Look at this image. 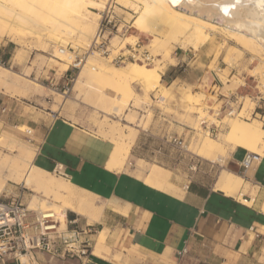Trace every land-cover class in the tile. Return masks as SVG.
Here are the masks:
<instances>
[{"label": "rangeland", "instance_id": "374dc122", "mask_svg": "<svg viewBox=\"0 0 264 264\" xmlns=\"http://www.w3.org/2000/svg\"><path fill=\"white\" fill-rule=\"evenodd\" d=\"M14 1L15 3L13 1L9 3V6L13 5L10 6L11 8L16 7V11L19 10L18 7L22 8L21 0ZM115 10L120 23L131 26L136 14L117 3ZM0 32L2 33L1 28ZM210 32L212 37L198 49L185 44L187 49L183 51L178 48V42L171 43V47L168 46L170 59H164L162 54H154L149 43L150 37L138 33L133 27L124 34H116L117 36L111 39V45L120 43L130 33L136 35L131 38L132 41L134 40L132 43L138 40V43L154 56L153 61L143 63L150 68L156 63L159 64L162 82L168 87V90L158 86L155 90L146 91L140 83H131V101L121 115L99 112L93 106L86 104L87 100L83 96L75 99L77 73L81 72L87 76V79L82 81L86 85L89 81H94L96 84L100 82V78L95 73L85 70L83 64L79 65L81 60L85 61L90 54H94L98 56L96 62L108 61L96 52L84 54L87 42L77 37L75 32L68 37L69 39L56 42L53 39H46L43 42L44 40H30L26 37L22 46L16 45L9 37H0V48L5 45L8 50L7 58L0 53V65L2 66L1 61H6V65L0 70V75L3 76V80H0V176L8 173L5 165L11 159H15L19 151L31 153L35 158L36 147L33 144L35 126H39L40 132L53 116L59 115L108 139H111L112 132L114 134L119 131L124 132L127 135L124 143L130 145L125 172L143 178L145 171L139 172L137 166L148 171L153 164H157L170 171L172 183L183 178L184 183L188 180H196L207 186L219 185L228 172L225 160L238 146L233 147L230 142H225L222 152L213 150L208 156H201L192 153L190 144L192 141L196 144L197 135L205 131L208 133V128L214 127L220 119L225 125L217 131V134L207 135L215 141H219L222 134L229 133L230 121L239 120L257 129L260 139L264 140V102L261 101V108H258L255 99L257 95L264 97V73L256 69L258 61L256 58L250 60L252 56L250 52L236 45L231 39L225 38L221 30ZM80 39L83 41L81 42ZM65 40H71L72 43ZM73 42H76V45ZM56 47L57 53L67 56L70 62L66 63L52 55ZM17 53L20 55L17 56ZM79 58L82 59L74 71V80L69 84L68 89L63 90L62 83L65 76L70 72L71 64L74 61L78 62ZM130 62L133 61L125 64ZM109 63L113 64L110 60ZM125 64L113 65L122 67ZM255 69L256 72L250 73V70ZM220 76L225 77L221 79ZM186 92L202 95L200 104L184 102L183 97ZM236 98L237 103L232 105L240 111V115L224 116L223 110ZM3 107L6 109L2 112ZM212 110H219L218 114H214ZM248 111L251 119L246 120L245 114ZM202 119L206 122L202 123ZM27 126L33 128L32 141H28L22 131ZM168 135L183 140L184 147H173L168 142H165V147L162 146L159 138L162 136L161 138L166 140ZM34 164L39 167L35 159ZM52 174L61 176L56 171ZM242 178L247 184L245 178L243 176ZM173 185L184 191L182 186L174 183ZM253 187L251 185L246 187L248 194H257V189ZM19 191L22 201L28 204V207H33L42 213L38 203H41L40 199H48L41 192H35L15 179L5 180L0 191V201L18 194ZM237 193L232 192L230 196L235 198ZM93 198L95 199L92 203L99 204L96 195ZM68 211L64 212V216ZM101 212L98 214L100 215ZM83 236L82 234L81 239ZM252 264H264V240L261 242L260 250L252 259Z\"/></svg>", "mask_w": 264, "mask_h": 264}, {"label": "bare ground", "instance_id": "6f19581e", "mask_svg": "<svg viewBox=\"0 0 264 264\" xmlns=\"http://www.w3.org/2000/svg\"><path fill=\"white\" fill-rule=\"evenodd\" d=\"M12 1L15 3L14 0H0V10H3L0 11L1 38L9 37L16 45H21L26 37L30 40H44L43 42L46 39H53L56 42L69 39L68 37L75 32L77 37L86 40L88 45V40L95 34L98 27L100 12L108 0H21L22 8L17 6L19 8L17 11L16 7L15 9L10 7L13 5L9 6ZM115 2L136 14L131 27L138 33L147 34L150 37L149 43L154 54H162L164 59H170L168 46L171 43L178 42V48L183 51L187 49L185 44L198 49L212 37L210 31L221 30L225 38L231 39L236 45L250 52L252 55L250 60L256 58L258 61L256 69L264 73V0H116ZM135 36L130 33L120 43L112 44L111 52L116 53L119 49L125 48L127 43L134 41L131 38ZM73 43L76 45V42ZM70 48L73 49L72 46ZM56 49L57 47L53 50V56L66 63L70 62L67 56L59 55ZM19 55L17 53V56ZM97 57V55L90 54L85 61L81 60L79 65L83 64L85 70L95 73L100 78V82L96 84L94 81H89L86 85L82 81L87 79V76L81 72L77 73L74 97L78 99L83 96L87 100L85 103L99 112L104 114L113 112L121 115L131 101L130 84L133 82L140 83L146 91L155 90L158 86L168 90L167 85L162 82L161 68L157 63L151 68L143 61H133L122 67H116L109 63V59L102 63L96 62ZM3 67L4 65H0V70ZM256 69L250 70V73L256 72ZM220 77L223 79L225 76ZM0 80H3L2 75H0ZM183 99L184 102L200 104L203 96L187 93ZM249 112L245 114L246 120L251 119ZM229 128V133L222 134L219 141L209 138L207 131L198 134V138L196 137L198 141L196 144L192 141L189 148L194 154L208 156L213 150L222 152L223 143L230 142L233 147H243L264 158V140L260 139L257 129L241 120L230 121ZM58 134L61 135L56 133L55 137ZM68 134L66 139L75 138ZM126 137L127 135L122 131L116 134L112 132L110 140L113 143V149L105 163L109 171L122 172L125 168L130 152V145L124 143ZM66 143L68 144L67 141ZM32 156L31 153L19 151L15 159L7 162L5 168L8 173L0 176V191L5 180L15 179L27 188L30 187L31 190L41 192L49 201L40 199L39 209L44 216L54 212L63 228L65 227L64 212L66 210L76 212L86 218L88 223H92L98 220V213L102 211L106 202L113 209L119 208L120 203L118 204L114 197L104 204V201L102 204H93L95 199L93 193L79 190L81 188L75 187L68 179L52 174L50 169L40 164L39 167L35 166ZM22 171L24 172L21 173ZM144 182L154 188L178 192L177 187L170 181V171L157 164H153L148 169ZM244 183L242 176L228 170L221 183L212 189L226 196L236 191L238 192L235 197L237 200L247 206H252L255 204L257 194H248L246 190L248 185ZM248 195L249 198H247ZM258 207L264 213V196L258 202ZM106 231V229L99 231L95 238L104 241ZM114 259L122 260L121 258Z\"/></svg>", "mask_w": 264, "mask_h": 264}, {"label": "crops", "instance_id": "0c3cea01", "mask_svg": "<svg viewBox=\"0 0 264 264\" xmlns=\"http://www.w3.org/2000/svg\"><path fill=\"white\" fill-rule=\"evenodd\" d=\"M2 47L0 53L7 58L8 50ZM56 133L61 135L55 137ZM67 134L75 138L66 139ZM101 137L59 115L40 132L35 126L37 163L60 173L79 190L95 194L99 203L113 197L120 203L113 209L106 202L92 223L71 210L67 219L65 214V225L75 220L70 227H91L90 252L65 264H252L264 240V213L258 207L264 196V158L244 171L240 161L247 149L236 147L225 160L229 171L257 189L255 204L247 206L196 180H174L184 191L154 188L145 184L148 171L139 165L137 170L145 171L143 178L125 168L109 171L105 163L113 143ZM161 137L159 143L165 147ZM103 229L107 230L104 241L95 238ZM39 257L44 259L42 254Z\"/></svg>", "mask_w": 264, "mask_h": 264}, {"label": "built area", "instance_id": "2783aa9c", "mask_svg": "<svg viewBox=\"0 0 264 264\" xmlns=\"http://www.w3.org/2000/svg\"><path fill=\"white\" fill-rule=\"evenodd\" d=\"M115 7V0H108L104 4V8L100 12L101 18L98 27L84 54L96 52L109 59L113 64H125L128 61L146 63L153 61L154 56L146 48H143L138 40L126 44L125 48L119 49L116 53L111 52V39L117 36L116 34L126 33L131 27L120 23ZM81 59L79 58L78 62L74 61L71 64L72 68L62 83L63 90L68 89L69 84L73 82L74 71ZM1 63L6 65V61H1ZM255 99L257 107L261 108V101L264 102V97L257 95ZM234 103H237V98L230 101L229 107L223 110L224 116L240 115V111H237L232 105ZM5 109L6 107H3L1 111L3 112ZM212 111L214 114H218L219 110ZM218 121L219 123L214 124V127L208 128L209 134H217V131L225 125L222 119ZM201 122L204 123L206 120L202 119ZM22 131L27 140L32 141L33 128L27 126ZM166 142L173 147H184L183 140L172 135L166 137ZM260 159L261 157L257 154L246 151L240 161V166L246 171ZM20 195L19 191L18 194H13L6 200L0 201V264H53L56 262L65 264L78 255H87L90 252L88 236L91 233L90 226H86L85 229L70 227V224H76V221L69 220L66 222V227L63 228L54 212L44 216L39 210L29 208L28 204L22 201ZM82 234L84 236L81 239ZM183 253L185 250L181 252V254ZM38 254L44 255V259L38 258Z\"/></svg>", "mask_w": 264, "mask_h": 264}]
</instances>
